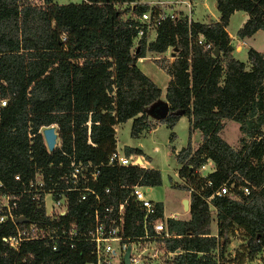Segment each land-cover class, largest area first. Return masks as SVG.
I'll return each instance as SVG.
<instances>
[{"label": "trees", "instance_id": "16d2710c", "mask_svg": "<svg viewBox=\"0 0 264 264\" xmlns=\"http://www.w3.org/2000/svg\"><path fill=\"white\" fill-rule=\"evenodd\" d=\"M131 2V7L122 6ZM215 7V22L177 16L161 20L154 27L153 40L146 43L143 32L132 53L137 17L145 11L159 13L140 0H42L38 5L28 0H0V193L16 197L21 193L10 208L14 218L23 216L64 227L73 222L81 233L92 221L84 215L92 195L77 201V191L65 192L66 211L54 222L44 216L43 208L36 206L26 190L38 171L48 188L46 176L57 180L70 160L90 162L98 173L85 186L111 208L109 218L115 217L122 203L120 236L129 243L132 237L144 235L143 212L129 192L136 183L157 185L159 172L106 163L115 151L117 124L131 119L132 138L155 127L147 108L158 102L161 91L135 62L145 49L160 54L170 48L174 54L171 62L154 59L168 76L163 102L167 111L164 116L160 109L153 112L157 123L170 130V141L180 116L187 118L188 131L197 130L200 138L195 147L187 143L174 154L177 178L184 181L177 187L192 188L188 194L190 218H165L170 236L157 242L171 255L162 264H216L210 252L220 244L221 258L234 228L245 238L244 253L234 257L237 264L260 252L264 246V49L250 47L246 61L236 59L225 27L230 14L239 10L247 18L237 29V37L264 31V0H215ZM199 34L202 44L196 42ZM215 48L217 56L212 55ZM223 120L238 123L241 137L237 148L218 135ZM49 125L56 126L58 139L50 151L39 132ZM127 150L141 154L137 147ZM206 160L212 162L213 170L202 178L195 170ZM222 184L228 191L205 202L204 197ZM242 186H247L248 194L242 193ZM210 207L215 236L208 235ZM154 209L148 220L162 219L161 203L154 202ZM23 225L9 219L0 222V264H84L94 260L83 240L69 247L68 241L55 239L54 250L51 240L22 241L14 251L1 238ZM146 231L153 235L151 225L146 224Z\"/></svg>", "mask_w": 264, "mask_h": 264}, {"label": "built area", "instance_id": "2783aa9c", "mask_svg": "<svg viewBox=\"0 0 264 264\" xmlns=\"http://www.w3.org/2000/svg\"><path fill=\"white\" fill-rule=\"evenodd\" d=\"M28 2L33 5H38L41 4L42 0H28ZM165 18L170 20L176 19L173 13L159 11V13L151 15L149 11L142 12L138 16L139 25L136 27L137 31L135 37L139 38L142 33L145 32V29L150 27L154 30V27ZM196 42L198 44L204 42L202 35H198ZM206 47H209V45H206ZM138 158L139 157L135 155L129 157L124 156L115 150L108 156L106 165L141 167V163H137ZM207 161L209 160L201 163L195 170V172L202 178H205V176L213 170V166H210L204 174V171L208 167H206ZM97 173V166L90 162L84 163L70 160L67 169L58 176L57 180L52 179L50 174L46 176L45 180L50 182L48 188H44L45 182L42 173L38 171L36 172L33 181L28 184V189L26 190L32 194L31 198L35 200L36 206H41L43 208L44 216L49 217L51 221L54 222L57 221V216L63 215L66 211L65 192L77 191V201H85L88 199L89 195H92V202L84 212V215L91 218L92 221L81 233L77 231L76 225L73 222H70L64 227L61 224L37 223L28 220L27 222H24L23 226H16L12 235L2 237V241L6 243L10 249L15 251L17 250L19 243L22 241L51 240V249L54 250L55 239L68 241L69 247H73L75 241L83 240L89 244V252L94 256L93 261L84 264H121L122 256L127 246H129V264H162L164 260L153 261L155 258L157 259L156 251L148 255L144 252V247L139 249L133 244L134 240H156L158 238L170 236L166 231L165 217H163V215L162 219L157 218L148 220V216L155 211L154 202L147 199L144 194V191H148V188L138 183L132 185L130 188L129 195L133 198L138 208L143 212L142 226L144 229V235L140 237H132V241L128 243L126 241L127 238H124L119 234L122 222V203L118 205L115 217L109 218L111 208L104 205L98 195L85 186V182L87 180L95 179ZM14 178L17 179V176ZM59 183L64 184V187L59 188L57 186ZM205 183L207 186H211V182L208 179H206ZM190 191H192L191 187L188 188L187 192L189 193ZM227 191L228 188L224 184L219 185L209 196L204 197V200L208 203L213 195L219 196L225 194ZM241 191L244 195L248 194L247 186H242ZM103 192H108V188H104ZM20 196L21 193H19V196L17 197ZM17 197L12 194L0 193V222L6 219L11 221L15 220L11 214L10 208L15 206ZM46 199H48L47 203H45ZM146 224L151 225L153 235H148ZM163 252L167 254L165 259H168L171 253L165 252L164 250Z\"/></svg>", "mask_w": 264, "mask_h": 264}, {"label": "rangeland", "instance_id": "374dc122", "mask_svg": "<svg viewBox=\"0 0 264 264\" xmlns=\"http://www.w3.org/2000/svg\"><path fill=\"white\" fill-rule=\"evenodd\" d=\"M58 3H67L70 0H57ZM72 1V0H71ZM70 1V2H71ZM77 2V1H76ZM208 8L201 9L199 12L207 14L206 20L209 21L216 19L217 11L215 9V0H207ZM201 7V6H200ZM201 14V13H200ZM199 13L197 14L198 17ZM200 19V17H198ZM246 16L243 12L235 10L233 11L227 22L226 31L229 34L230 42L232 44L233 50L232 55L238 60L246 61V50L248 48H253L255 50L261 51L264 49V31L259 30L252 37L247 38L244 44H241L240 49L234 47L240 45L241 41L236 35L237 29L241 26L242 22L245 20ZM138 20V17H137ZM141 20V19H140ZM152 27L145 29L146 40H152L153 36L151 34ZM135 39L138 40V37ZM137 41L135 40L132 45L133 49L136 46ZM154 59L157 61L165 63L171 62L174 59V54L172 50L168 48L165 52L160 54L150 53L147 50L142 58L136 60L137 67L161 90V95L159 97V102H157V107L155 110H159L162 106L164 99L165 87L167 84L168 76L163 69L158 67V63L155 64ZM147 116L150 118L151 122L156 123L155 127L149 132H145L139 138L134 139L130 137V121L116 126L115 138L116 147L122 151L125 147H139L141 149V160L146 161L143 164L144 167L156 169L159 172V183L154 186H150L148 191H144L145 197L152 202H159L162 205V215L163 217H169V215L175 219L179 220H189L190 216L188 212H185L181 207V199H188L187 190H182L177 187L178 184H183V180L177 178L176 170L178 165L174 159V154L187 143H190L195 147L199 142V132L193 130L188 131V122L185 117L177 120L176 124L172 128L174 133L173 139L169 140L170 130L165 127L164 124L157 123V117L153 112V108L150 106L147 108ZM41 131V129H39ZM147 131V130H146ZM218 135L231 147L237 148L239 146L238 140L241 137V133L238 129V123L232 120H223V127L218 132ZM58 139L56 140L57 145ZM264 161V158H263ZM208 166V167H207ZM213 164L211 161L206 162L207 169ZM48 199L45 200L47 203ZM210 221L208 224V235L215 236L216 225L214 220L213 210L210 207ZM134 246L141 249L144 247V252L146 254H151L152 252H157V259L153 261H163L167 254L163 252V249L158 245L157 239L150 240H134ZM220 245V244H219ZM213 249L210 252L211 258L214 263L224 262V264H237V258L239 254L244 253L245 238L242 235V231L238 228H234L232 233L228 236V241L221 252V258H218L219 247ZM238 259V258H237ZM242 264H264V246L258 254H256L251 260L244 259Z\"/></svg>", "mask_w": 264, "mask_h": 264}, {"label": "crops", "instance_id": "0c3cea01", "mask_svg": "<svg viewBox=\"0 0 264 264\" xmlns=\"http://www.w3.org/2000/svg\"><path fill=\"white\" fill-rule=\"evenodd\" d=\"M71 1V0H70ZM69 1V2H70ZM77 0H72L71 2H76ZM58 2V1H57ZM140 2L141 3H145V4H147L148 5V7L149 8H152V7H155V9L156 10H158V11H162V12H164V13H173L175 16H177V17H179V18H185L186 20H188V21H195V22H199V23H208V22H215V21H217L218 20V12H217V17H216V19H212V20H209V21H204V20H202L203 19V17H204V19L206 20V18L207 17H205V16H207V14H204L202 11L201 12H199V8H201V9H207L208 8V4H207V0H140ZM68 3V2H67ZM133 5V3L131 2V3H122V6L123 7H125V6H132ZM201 6V7H200ZM215 9H216V7H215ZM217 11V10H216ZM235 11V10H234ZM239 11V10H238ZM242 12V11H241ZM199 13V15H198V17H200V19L197 17V14ZM201 13V14H200ZM244 13V12H243ZM129 14V13H128ZM245 14V13H244ZM245 16H246V18H247V15L245 14ZM246 18H245V20H246ZM244 20V21H245ZM243 21V22H244ZM243 22H242V24H243ZM241 24V25H242ZM227 26V25H226ZM225 31H226V27H225ZM259 30H257V31H255L251 36H249V37H243V38H239L240 39V41H241V43H240V45H237L236 47H234V50H236V48L238 49H240V46H241V44H244V42H245V40L247 39V38H250V37H252L255 33H257ZM263 31V30H262ZM226 33H227V31H226ZM153 36V38H154V36H155V32H154V30H152L151 31V34H150V36ZM227 35H228V37H229V34L227 33ZM153 38H152V40H153ZM137 41V39H133V43H134V41ZM229 40H230V37H229ZM151 41V40H150ZM147 42H149V41H147L146 40V43ZM231 43V42H230ZM232 45V44H231ZM147 49H145L144 50V54H145V51H146ZM148 51V50H147ZM258 51V50H257ZM262 51V50H261ZM148 52H150V53H154V52H151V51H148ZM155 54H159V53H155ZM153 57V59H154V56H152ZM140 58H142V57H138L136 60H138V59H140ZM241 61V60H240ZM244 62V61H243ZM161 91V90H160ZM161 95V94H160ZM158 102H159V100H158ZM156 105H158V104H156ZM156 105H152L151 107L152 108H154ZM182 117H185V116H180L177 120H180ZM149 118V117H148ZM186 118V117H185ZM150 119V118H149ZM129 121H130V124H131V119H128ZM186 120H187V118H186ZM127 121V120H126ZM125 121V122H126ZM177 122V121H176ZM176 122H175V124H176ZM124 123V122H123ZM120 124H122V123H120ZM120 124H117L116 126H118V125H120ZM174 124V125H175ZM174 125H173V127H174ZM116 126H115V130H116ZM172 127V128H173ZM150 130H152V129H148L147 131H141V133H140V135H139V137L141 136V135H143L145 132H149ZM172 130V129H171ZM138 137V138H139ZM134 139H137V138H134ZM126 148V147H125ZM125 148L122 150V151H120L117 147H116V145H115V150L119 153V154H123L124 156H132V155H135V156H138L137 154H135L133 151H129L128 152V150H127V153L125 152ZM130 148H135V147H130ZM139 148V147H138ZM140 149V148H139ZM141 150V149H140ZM142 154V153H141ZM140 154V155H141ZM138 159H140V163H141V167H144L143 166V164H146V161L145 160H143V162H142V160H141V156H139V158ZM144 168H147V167H144ZM148 188V190H149V187H147ZM163 209V208H162ZM169 217H171L170 215H169Z\"/></svg>", "mask_w": 264, "mask_h": 264}, {"label": "water", "instance_id": "95a60500", "mask_svg": "<svg viewBox=\"0 0 264 264\" xmlns=\"http://www.w3.org/2000/svg\"><path fill=\"white\" fill-rule=\"evenodd\" d=\"M217 54H218V52H217V49L215 48L212 52V55L217 56ZM156 104H154V105H156ZM155 107H157V105ZM166 111H167L166 106H164L162 104V106H160V116H164ZM40 133L42 135L46 149L48 151L52 150L56 146V140H57L56 126L55 125H49V126L42 127ZM137 163H140V159H137ZM181 207L185 212H188V199L187 198L181 199ZM27 221H28V219L24 218L23 216H18L15 218L16 223L27 222ZM121 264H129V246H127V248H126V250L122 256Z\"/></svg>", "mask_w": 264, "mask_h": 264}]
</instances>
